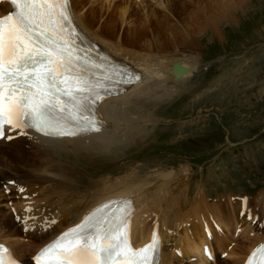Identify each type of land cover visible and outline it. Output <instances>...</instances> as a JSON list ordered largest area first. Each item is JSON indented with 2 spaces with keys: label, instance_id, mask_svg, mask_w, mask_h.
Segmentation results:
<instances>
[{
  "label": "bare ground",
  "instance_id": "bare-ground-1",
  "mask_svg": "<svg viewBox=\"0 0 264 264\" xmlns=\"http://www.w3.org/2000/svg\"><path fill=\"white\" fill-rule=\"evenodd\" d=\"M151 1L70 0L73 17L84 33L100 43L105 52L115 60L124 61L140 69L142 77L125 93L110 97L96 106L97 114L104 122L100 132L73 139L47 138L37 133L26 132L22 138L6 144L5 148L10 149L14 156L3 155L4 152L0 150V165H3V168L4 164L9 168L14 165V173H17L25 182L46 184L44 188L49 193L45 198L48 203L38 207L39 213L41 215L44 213V217L42 221L36 222L34 232H23L21 227H17V224L14 226L11 220L7 230L0 229V241L9 243V249L17 255L13 256L10 250L15 259L20 260L24 253L31 255L39 246L53 239L58 232L81 220L91 208L111 198H129L131 201L133 209L131 243L134 248L148 242L152 230L157 227L158 235L164 245L161 249L159 264H183L188 260L189 262L193 260L190 264H242L244 256L256 244L264 241L262 212L257 215L261 223H256L254 227L249 224V221L254 218L249 220L245 217L239 221L235 210L228 211V214L234 213L235 216L226 218L216 217V213L215 218L210 217L209 214L207 216L201 214L208 206L214 208L215 205L211 203L201 205V198H204L200 195L201 193H196L194 199L189 200L188 196L186 197L188 187L182 185L179 177H176V185L172 187L173 174L171 173L138 179V172L132 171L113 183L108 182L110 184L106 188L98 187L99 189L92 193L82 190L83 193H81L80 190L70 191L74 185L71 186V180L66 177L71 174L65 175L59 172V165L50 159L53 154L65 149L91 146L106 148L104 146L128 143L132 139V132L136 134L138 128L140 130L144 125L153 123L152 108L155 102L162 97L171 96V89L191 75L192 68L188 60L178 53L185 48L187 37L184 38L180 28L169 30V37L167 36L169 40L161 35L151 41L152 43L139 42L140 39L142 40L138 29L141 18L147 13H155V9H166L167 6L178 3V0H154L153 3ZM246 1L224 0L213 8L207 9L210 11L204 12L207 13L204 21L195 23L193 27H185V32L193 33L194 29H198L199 32L205 33L209 31L210 26L214 29L213 23L225 22L229 18L230 11L236 10V4L244 6ZM2 8H4L3 5L0 6V10ZM174 67H181L185 69V72L179 75L174 74ZM19 166L24 169L28 167L48 170V172L56 173V175L53 174L55 176L60 175L63 180L55 181L54 176L53 178L42 175L29 176L21 172ZM6 175L5 170L0 168L2 183L11 180ZM95 183L94 187L98 186ZM58 191L62 192L64 197L54 202L50 198L53 195L57 197ZM262 199L264 201V197ZM185 202L188 206L182 204ZM240 210L245 212L242 202L238 211ZM261 210L264 211V209ZM198 213L203 217H199L195 223L191 224ZM51 221L55 223L51 225ZM212 221L216 223L217 229L213 227ZM19 230L22 231L20 235H18ZM255 231L260 233H253ZM24 233L25 236L30 237L28 239L30 244L27 247H23L13 238L23 237ZM208 236L213 242L212 245ZM243 238L245 242L241 243ZM168 241H172L171 248L167 247ZM205 249H208L210 258L205 256ZM220 255H224L226 259L222 260ZM28 258L25 260L27 261Z\"/></svg>",
  "mask_w": 264,
  "mask_h": 264
},
{
  "label": "rangeland",
  "instance_id": "rangeland-1",
  "mask_svg": "<svg viewBox=\"0 0 264 264\" xmlns=\"http://www.w3.org/2000/svg\"><path fill=\"white\" fill-rule=\"evenodd\" d=\"M223 1L178 0L174 6L155 9V13H147L141 18L138 24L141 44L152 43L161 35L168 39L169 30L180 28L184 38L187 37L185 48L178 53L188 60L191 75L181 82L183 84L174 95L173 92L170 94V99L165 96L158 102L168 100L159 105L155 102L156 106L152 108L155 125H147L145 133L131 148L86 153L78 150L68 153L66 150L55 156L56 162L65 167L66 174H71L69 179L71 186L74 185L71 190L83 193L89 189L87 192L92 193L132 171L138 172V179L171 173L172 187L179 177L182 185L188 187L186 197L189 200L194 199V193H201L204 197L201 205H215L201 212L206 216L233 217L234 213L228 214V211L238 213L242 202L240 199L233 203L229 195L228 206L223 209L222 197L214 200L207 196L246 195L256 208L260 207L259 201L264 209V0H247L244 6L236 4L237 8L230 11L229 18L213 23L214 29L209 25L208 32L202 33L198 29L193 33L185 32V27L204 21L207 17L204 12L210 11L207 9ZM247 51L249 55L245 62L241 59L219 61V58ZM214 61L219 62L207 72H200ZM23 169V173L31 174L30 168ZM6 176L15 181L8 174ZM92 186L94 190L91 191ZM58 192L57 198H63L64 194ZM4 202L0 198V203ZM182 204L188 206L186 202ZM261 212L264 215V211ZM201 214L198 213L191 224L203 217ZM245 217L250 220L244 212L239 221ZM251 218L255 216L251 215ZM19 231L18 235L22 233Z\"/></svg>",
  "mask_w": 264,
  "mask_h": 264
},
{
  "label": "snow or ice",
  "instance_id": "snow-or-ice-1",
  "mask_svg": "<svg viewBox=\"0 0 264 264\" xmlns=\"http://www.w3.org/2000/svg\"><path fill=\"white\" fill-rule=\"evenodd\" d=\"M10 3L13 11L0 17V139H11L8 132L22 127L56 138L101 131L92 105L103 98L110 77L97 76L93 70L100 66L80 54L70 0ZM118 203L86 214L43 247L35 264H154L158 236L154 233L150 244L134 249L131 201L113 209ZM257 254L264 264V245L248 264ZM0 264L20 262L0 245Z\"/></svg>",
  "mask_w": 264,
  "mask_h": 264
}]
</instances>
